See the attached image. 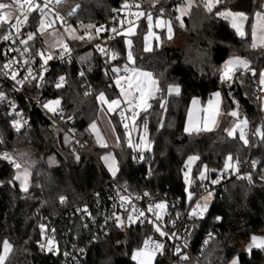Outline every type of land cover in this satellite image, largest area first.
<instances>
[{"label":"trees","instance_id":"obj_1","mask_svg":"<svg viewBox=\"0 0 264 264\" xmlns=\"http://www.w3.org/2000/svg\"><path fill=\"white\" fill-rule=\"evenodd\" d=\"M177 1L163 0L169 4L164 16L171 21L173 38L162 37L158 46L144 51L145 19L139 22L133 36L134 66L151 71L159 88L149 103L151 107L140 114V121L147 126L150 144L140 166L132 164L133 152L123 142L118 116L113 115L112 119L122 142L119 147L98 146L89 129L98 117V94L104 92L108 97L116 94V90L109 87L107 74L102 72L100 59L93 54L86 59L78 56L70 62L52 64L45 87L33 92L39 98L59 100L64 114L70 118L77 141H64L62 129L24 99L21 106L30 127L19 132L12 130L9 117L0 109V150L12 154L30 171L29 187L23 191L13 178L14 168L0 159V244L8 240L12 245L6 264H61L60 253L47 255L38 246L50 223L55 224L60 233L64 230L72 240L74 235H79L81 241H89L90 234L82 230L78 214L70 212L83 201H90L92 193L107 182L108 173L100 161L106 152H114L119 166L116 179L130 190L163 192L181 200L185 199L188 189L195 192L207 185L214 174L224 168L227 155L232 157L231 161L247 159V144L237 137H228L226 128L231 120L228 112L234 107L235 99L239 117L247 122V128L261 124L264 132V111H259L256 85L249 75L238 72L236 79L241 76L243 84L236 82L237 90L231 98L219 83V72L223 63L233 56L245 58L256 70L264 66V50L251 47L250 37L251 17L260 7V0H249L247 7L240 5V0H222L211 13L194 2L182 20L177 19L176 7L170 8ZM119 2L62 0V6L75 8L76 18L83 25H95L107 22L110 7ZM148 8L146 0L143 12ZM227 9L247 12L244 37L236 33L228 20L216 14ZM178 40L181 43L177 45ZM107 46L120 55L110 69H120L125 63L122 37L113 38ZM61 75L65 84L57 87L56 79ZM83 82L87 85L82 86ZM169 85L179 86V94L168 95ZM87 87L91 88L89 93L85 92ZM217 90L223 95L225 113L218 127L208 132L185 133L183 123L191 98L199 97L204 102ZM190 156L198 159L192 167L187 188L183 171ZM49 157L55 164L48 162ZM250 159L256 163V173L248 181H226L224 190L212 200L209 217L197 225L190 237L195 248L204 231L211 228L213 237L204 256L210 257L212 264H229L235 257H238L237 264H264V247L253 246L252 240L253 237L264 238V136L261 140L257 136L253 139ZM203 168L206 173L201 179ZM61 197H64L63 202ZM41 225H44L43 230ZM142 235L139 227L114 229L85 246L80 264H135L130 254L140 246ZM243 241L250 244L247 253L239 247Z\"/></svg>","mask_w":264,"mask_h":264},{"label":"built area","instance_id":"obj_2","mask_svg":"<svg viewBox=\"0 0 264 264\" xmlns=\"http://www.w3.org/2000/svg\"><path fill=\"white\" fill-rule=\"evenodd\" d=\"M145 1L120 0L116 6L110 7V17L107 22L88 27L89 25H83L76 18L77 11L75 8H63L62 0H60V3H56V0H33L32 7L39 5L40 9L43 10L37 9L29 12L26 21L22 13L28 8V5L21 8L13 3V0H0V3L11 5L10 8L3 10L11 16L10 23L0 25V92L5 94L4 98L0 99V109L9 117L8 122L12 130L19 132L30 127L29 118L25 115L21 106V100L24 99L40 109L53 124L68 134L72 141H77L76 133L70 125V118L64 114L60 105H54L57 108L55 112L44 107L49 101H56L57 99L52 97L39 98L33 92L45 87L46 78L52 64L70 62L78 57L84 49H90L91 54L100 59L102 72L107 74L109 78V87L115 90L121 86L126 88L125 79L121 80L120 86L116 83L121 77L125 78L126 71L121 69L112 71L110 69L111 63L119 60L120 55L109 49L107 43L123 34V30L129 26L128 21H132L133 25L139 24L141 20L147 18L148 14L151 16H164V12L169 6V4L163 3V0H148L149 8L147 12H143L142 5ZM125 2L129 5L138 4L139 8H124ZM180 2H183V0L177 1V3ZM194 2L203 6L202 0H194ZM23 3L24 0H21V4ZM177 3H172L170 8H175ZM45 4H47L46 8L44 7ZM140 12L145 13V15H132V13L138 14ZM17 17H19V20H17ZM42 20L45 21V30L41 33ZM122 21L123 24H121ZM11 24H16L17 27H11ZM101 26L104 30L97 33L96 30ZM17 28L19 31H17ZM113 28L117 29L120 34L113 32ZM51 29H71V36L70 38L66 37L63 42H57L56 40L45 42L44 34ZM29 35H33V39L29 40ZM5 36L8 39H4ZM80 37H83V39ZM22 41H26V43H22ZM65 45H67V48H65ZM100 48H103L104 51H100ZM262 48L264 50V47ZM49 56L51 59H48ZM45 60H47V63H45ZM6 64H10V67L5 68L4 65ZM260 69L261 67L256 70L249 64L247 69L241 68L239 71L236 69L234 73L230 74V78L225 80L222 78L224 73V67L222 66L219 72V83L225 88L229 97L233 98L232 96L237 90V73L249 75L256 85L255 93L260 99ZM13 74H15V79L12 78ZM61 77L64 78L61 75L56 79V85L60 82ZM64 84L65 78L62 85ZM86 85V82L82 83V86ZM90 89V87H87L85 92L89 93ZM128 109V106L122 104L119 108L118 119L121 124H128L127 130H129L130 137L126 140V143L130 144L129 141H131L132 164L140 166L145 151H141V148L137 147L139 137L136 136L135 131L136 122L140 120L143 109H136L139 114L135 117V125H133L132 113ZM121 111L128 119L122 118ZM16 120H19L22 125L19 130L13 126V121ZM140 127L144 129V124ZM255 129L256 125H252L246 130V144L249 147L247 159L245 161H231L232 167L226 168L224 166V168L218 170L207 185L199 187L195 192L188 189L184 200L169 197L163 192H152L147 189L132 191L125 183L118 182L116 175L108 173L107 182L101 189L92 193L91 200L83 201L70 212L71 215L73 213L78 214L80 223H82V230L90 234L89 241H81L79 235H74L72 240L64 230H60V233L57 226L50 223L38 242L40 251L51 256L60 253L61 264H80L85 246L91 241L109 234L114 229L125 230L131 227H139L143 235L138 248H144L145 241H149L150 248H154L155 244L163 245L162 249L155 250V264H212L211 258L204 256L208 242L213 237L211 228L204 231L195 248L191 245L190 237L192 232L209 217L212 200L216 194L224 190L226 181L230 179L248 181L256 173V163L250 159L253 139L256 137ZM3 153H8L12 161L19 164L12 154L0 150V159L6 161L9 166L15 168L12 161L2 158ZM228 157L229 155H227ZM213 181L217 182L213 183ZM121 197L125 199L122 200ZM160 203H164L166 208H155V205ZM205 203L207 209L200 214ZM197 204L201 205V209L197 210L198 214L192 215L191 213L193 209H196ZM150 206L152 211H149ZM140 213H143V215H140ZM158 215L160 216L159 219H157ZM117 217H119V221H117ZM157 226H159L160 231L156 230ZM161 232L166 233V235H161ZM49 241H52L51 245H49ZM61 243L63 247H61ZM41 245H44V247L42 248ZM49 247L52 248V251H49ZM177 248L180 249L179 252H177Z\"/></svg>","mask_w":264,"mask_h":264},{"label":"snow or ice","instance_id":"obj_3","mask_svg":"<svg viewBox=\"0 0 264 264\" xmlns=\"http://www.w3.org/2000/svg\"><path fill=\"white\" fill-rule=\"evenodd\" d=\"M193 2L194 0H186V4H185V8L183 9V13L182 14H186L187 11L189 9H191V7L193 6ZM203 2V6L204 8L211 13L213 11V9L216 7L217 4L221 3L222 0H202ZM13 3H15L16 5H19L21 8L24 7V5H28V8L22 13L24 20H27L28 17V13L33 11V10H43L40 9L39 5H36L35 7H32L33 5V0H24V3L21 4V0H13ZM56 3H60V0H56ZM11 5L9 4H4V3H0V25H3L4 23H10L11 21V16L3 11L4 9L10 8ZM44 7H47V4L44 5ZM124 8H130V7H137L139 8L138 4H134V5H129L127 2H125V4L123 5ZM71 14V13H70ZM218 16L223 17L224 19H230L231 23H232V27L236 30V32L238 33V35H240L241 37L245 36V32L243 30V22L248 20V17L243 13V12H237V13H233L230 10L228 11H223V12H217L216 13ZM58 15V14H57ZM132 15H138V16H144L145 13L140 12V13H132ZM256 23H254L252 25V45L251 47L253 48H257V47H264V11H260L257 12L256 14ZM147 19L149 22V27L151 28L152 26V17L150 14L147 15ZM177 19H181V17H177ZM17 20H19V17H17ZM44 24L45 21H41V25H40V32L42 33L45 29H44ZM121 24H123V21L121 22ZM129 27L127 32L130 34H134V29L132 27V21H128ZM167 26V30L169 32V34H171L172 32V28H171V21H162V20H157L156 21V26L157 27H161V26ZM11 27L16 28V24H11ZM88 27H94L93 25H89ZM104 30L103 27L101 26V28H98L96 31L97 33H99L100 31ZM17 31H19V29L17 28ZM113 32H117V29L113 28L112 29ZM117 34H120L119 32H117ZM149 35H154L153 33H149ZM81 39H83V37H80ZM91 38V37H89ZM169 39H171V35H169L168 37ZM4 39H8L7 36L4 37ZM29 40L33 39V35H29L28 37ZM158 39V37H157ZM22 43H26V41H22ZM129 46H131V41H128ZM99 48V46H97ZM65 48H67V45H65ZM146 50H150L149 48H146ZM100 51H104L103 48H100ZM42 55V53H41ZM115 58V57H113ZM48 59H51V57L49 56ZM128 59L129 61H133V57H132V53L131 51H129L128 53ZM134 62V61H133ZM45 63H47V60H45ZM5 68L10 67V64H6L4 65ZM239 67H243L245 69H247L249 67L248 61L241 59L240 57H233L231 59H229L228 61L225 62V66H224V73H223V79H229L230 78V74L234 73L236 71L237 68ZM113 71H119V69H113ZM125 71H128L127 66H125ZM133 75L131 77H128L126 80V84H127V90L121 86V95L124 97V102L127 103L129 105V111L132 113V119H133V125H135V117L139 114L136 109L140 108V109H144L146 110L147 108L151 107V105L148 103V99L152 96H154L156 91H159V88L156 87L157 85V81L155 79L152 78V73L150 72H139L136 69H132L131 70ZM261 79H260V83L264 84V72H262L260 74ZM13 79H15V74H13L12 76ZM125 78L121 77L120 79H118L116 81L117 85L120 86L121 84V80H123ZM63 80L64 78L61 77L60 78V82L57 83V87H61L63 84ZM169 91H175L178 92L179 88L178 87H169ZM138 94V95H137ZM5 96L4 93L0 92V99H3ZM215 97L219 98L220 93L217 92L214 94ZM98 99H100L101 101L108 103L104 97L103 93H100ZM193 103H197L196 100L193 101ZM121 104L120 100H112L110 103H108V110L109 111H116L117 108H119ZM209 104V108L211 111V120H212V124H215V119L214 116L216 114H218V103L216 105H213V101L209 100L208 102ZM54 105H59V100L56 101H49L48 103H46L44 105L45 108H47L49 111L55 112L57 110L56 107H54ZM115 106V107H113ZM162 107H164V105H161ZM121 116L124 119H128V117L125 116L124 112L121 111ZM232 116H237L238 113L233 111L232 113H230ZM210 117L209 116H205L204 117V127L201 128L199 127L197 124L193 123V116H192V112L191 110L189 111V124L188 126L185 127V132L188 133H193V132H200V131H210L211 128L208 126V121H209ZM243 124H246V121H242ZM13 126L17 128V130H19V128L22 126L19 120L13 121ZM94 127V126H93ZM125 129L128 128V124L125 123L124 125ZM259 131V130H258ZM262 136H264V132L260 133ZM229 135H233V132H229ZM241 139H244V142L247 143V139L244 137L243 134V130H241ZM129 143L131 144V141H129ZM147 146V145H146ZM137 147H139V145H137ZM2 158L5 160H9L12 161L11 156L8 153H3L2 154ZM198 159V157H189V161H194ZM106 162H108L109 164V168L110 170H112L113 175H115L117 168L115 167V160L114 158L111 157H105ZM231 160L232 157L229 156L228 157V163H226L225 167L226 168H230L232 167L231 164ZM14 163V166L17 169H20L21 165L18 163H15L14 161H12ZM27 170L25 169L23 173H18L14 179L16 180H20L21 181V187L23 188L24 191H27ZM186 179L188 174H185ZM204 178V173H201V179ZM190 182V181H189ZM217 181H213V183H216ZM209 195H211V193H209ZM190 198H191V194H190ZM61 202H63L64 197H61ZM122 200H124V197H121ZM155 208L157 209H164L166 208V205L164 203H160L155 205ZM201 209V205L197 204L196 209H193V212L191 213L192 215H196L197 210ZM207 209V204L205 203L203 205V209L201 210H206ZM149 211H152V207H149ZM140 215H143V213H140ZM131 219V217H129ZM160 216H157V219H159ZM117 221H119V217H117ZM44 225H41V229L43 230ZM157 231H160L159 226H157L156 228ZM161 235H166V233L161 232ZM253 246L256 247H264V238H257V237H253ZM257 240H259V242L257 243ZM49 245H51L52 241L48 242ZM41 247L43 248L44 245H41ZM163 248L162 244H155L154 248H150L149 247V241H145V247L142 249H139L133 256V259H136L139 261V264H151L152 258L154 256V252L155 250H160ZM12 251V245L10 244V242L8 240H4L2 242V244H0V264H6V261L8 259L9 254ZM49 251H52V248L49 247ZM180 249L177 248V252H179ZM186 258V257H185ZM233 264H236V262L234 261Z\"/></svg>","mask_w":264,"mask_h":264},{"label":"crops","instance_id":"obj_4","mask_svg":"<svg viewBox=\"0 0 264 264\" xmlns=\"http://www.w3.org/2000/svg\"><path fill=\"white\" fill-rule=\"evenodd\" d=\"M151 17H152V26H151V28L149 27L148 19L145 18L147 29H146V31H145V33L143 35V50L144 51H150L155 45L158 46L161 43L162 37H164L165 39L170 40L168 37H169V35H171V38H173V27H172V24H171V28H172L171 34H169L166 25L165 26H161V27H157L156 26V21L157 20H162V21L167 22V21H170L168 18H166L165 16H161V15H155V16H151ZM230 25L232 27V23H230ZM128 27H126L123 30V34L121 35V37H122V39L124 41V44H125V63L121 66L120 69L125 71V66H127V68H128V71H126L127 74L125 76V80H127L128 77H131L133 75V73L131 71L132 69H136L139 72H150V73H152L149 70L139 69V68L135 67L134 66V62H133L134 61L133 54H132L133 61H129L128 53H129V51H131V53H132L133 36L136 34L138 24H133L132 25V27L134 29V34H130V33L127 32ZM243 30L245 32V27H243ZM150 32L153 33L154 35H149ZM157 37H158V39H157ZM128 41H131V46H129ZM251 45H252V42H251ZM146 48H149L150 50H146ZM233 57H240V56H233ZM233 57L228 58L226 61H228L229 59H231ZM240 58L246 60L243 57H240ZM225 62L223 63V67L225 66ZM248 64H249V62H248ZM241 68H243V67H239V68H237V70L239 71ZM262 72H264L263 67H261L260 74ZM260 74H259V79H261ZM152 78L157 81V79L155 78L153 73H152ZM236 82L241 84V85L243 84V80H242L241 76L238 77V79H236ZM170 86L178 87L179 91H180V87L179 86H177V85H169L168 88H167V94L170 95V96L178 95L179 91L178 92H175V91L170 92L169 91V87ZM156 87H157V85H156ZM125 89L127 90V87ZM260 89H261V87H260ZM217 92L220 93L219 98L214 96V94L217 93ZM101 93L104 94V97H105V99H106V101L108 103H110L112 100H117L118 99V100L121 101L120 106L122 104H125L126 106L129 107V105L124 102V97L121 95V87L117 88L116 94L114 96H112V97H108L107 94L104 93V92H101ZM99 95L100 94H98V96H97V102H98V105H99L98 117H97V119L95 121H93L89 125V129H90L91 133L93 134L98 146L105 147L106 145H109L107 140L108 141L114 140L115 142L114 143L111 142V144L116 145L117 142L120 143L121 140H120L119 135H118V133L116 131V124L114 123V120L112 119V117H113V115L119 117V108H120V106H119V108L116 109V111H109L108 110V103H105V102L101 101L100 99H98ZM154 96H155V94H154ZM154 96H152V97H150L148 99V103H150L151 99ZM194 100H196L197 103L194 104L193 103ZM209 100L213 101V105H216L218 103V114H216L214 116V119H215V124L214 125L212 124V120H211V111H210L209 104H208ZM233 105H234V107L228 112V114L231 116V120H230V122H229V124H228V126L226 128V132H227L228 137H230V138H236L237 137L241 141L244 142V139H241V130H243L244 137L246 138L247 137V135H246L247 124H243L242 121H244V120L239 117L238 103H237V101L235 99H233ZM223 106H224L223 95H222L221 91H219V90L214 91L211 94H209L204 102H202L199 97L191 98V100L189 101L188 107H187V112H186L184 123H183V131L185 132V127L188 126V124H189V111L190 110H191L192 116H193V123H195L199 127L203 128L204 127V117L205 116H209L210 119L208 121V126L211 128L210 131L215 130L218 127V124H219V121H220L221 117L225 114ZM113 107H115V106H113ZM233 111L237 112L238 115L237 116H232L230 113H232ZM118 121H119V119H118ZM139 123H140V121L136 122V131H135V133H136V136L139 137V140H140L139 147L141 148V151L142 150L146 151L148 149L147 146H148V143H149L148 135L146 133H143V132L142 133H138L140 131ZM137 124H138V126H137ZM103 125L106 127V133L102 129ZM120 125H121L122 132H123V138H124L123 140H124V143H126V140L130 137V134H129V137H127V134H126L127 129H125L124 124L120 123ZM230 131L233 132V135H229ZM200 132H208V131H200ZM185 133H188V132H185ZM193 133H196V132H193ZM128 145L130 146V144H128ZM105 157L114 158V160L116 162L115 167L117 168V171L115 173V175H116L118 173L119 166H118L117 159L115 157L114 152L113 151L106 152V153L102 154L101 157H100V161H101L103 167L105 168V170L107 171V173L113 174L112 170H110V168H109L108 162H106V160H105ZM190 157H196V156H190ZM196 161H197V159L190 162L189 161V157H188L186 162H185V168H184V171H183V176H184L185 182L187 183V188L190 186L192 167L194 166ZM201 172H203L205 174L206 173L205 168H203L201 170ZM186 173L188 174L187 179H186V176H185Z\"/></svg>","mask_w":264,"mask_h":264},{"label":"rangeland","instance_id":"obj_5","mask_svg":"<svg viewBox=\"0 0 264 264\" xmlns=\"http://www.w3.org/2000/svg\"><path fill=\"white\" fill-rule=\"evenodd\" d=\"M249 0H240L239 1V4L240 5H242V6H248L249 5V2H248ZM185 4H186V0H183V2H180V3H177V5H176V11H177V17H181V19L180 20H182V18L188 13V11L190 10H188L187 11V13L186 14H182L183 13V9L185 8ZM193 4H194V2H193ZM228 10H230L231 12H233V13H237V12H243L246 16H247V12L246 11H240V10H233V9H227V10H224V11H228ZM260 11H264V0H260V7L259 8H256L255 9V11L253 12V14H252V17H251V23H250V37H251V42H252V25L254 24V23H256V13L257 12H260ZM228 20V22L229 23H231V20L230 19H227ZM245 22L246 21H244L243 22V27H245ZM71 29H64V30H59V29H51V30H48V31H46V33L44 34V41L45 42H48V41H50V40H56L57 42H63L64 40H65V38L67 37V38H70V34H71ZM89 34V33H88ZM173 43H175V42H173ZM181 43V40L179 41H176V43L175 44H180ZM258 48V47H257ZM91 55V50L90 49H87V50H84L83 52H81L80 54H79V57L81 58V59H86V58H88L89 56ZM263 69H264V66H263ZM261 70V69H260ZM259 87H261V89H260V93H261V95H260V99H259V97H258V103H259V106L261 107L260 109L262 110V111H264V84H261L260 83V79H259ZM140 121V120H139ZM120 122V121H119ZM142 124H144V129L142 128L141 129V127H140V131L138 132V133H146L147 135H148V130H147V126H146V124L141 120L140 121V123H139V125L141 126ZM137 126H138V124H137ZM102 129H103V131L106 133V127L103 125V127H102ZM126 134H127V137H129V130H127L126 131ZM125 134V135H126ZM63 139H64V141H68L69 139H70V137H69V135L68 134H66L65 132L63 133ZM107 142L109 143V145H106L105 147H107V146H111V147H119L120 145H122L121 143L122 142H120V143H118L117 142V144L116 145H114V144H111V142L112 143H114L115 141L114 140H112V141H108L107 140ZM124 142V141H123ZM139 142H140V140H139ZM148 148L150 147V144L148 143V146H147ZM48 162L50 163V164H55V161L51 158V157H49L48 158ZM226 163H228V160L226 161ZM20 164V163H19ZM226 165V164H225ZM27 170V173H28V175H27V189H28V187H29V182H30V171H29V169L27 168V167H25V166H21L20 167V169H17L16 167L14 168V175H13V178L18 174V173H23L24 172V170ZM17 183H18V186H19V188L21 189V190H23V188L21 187V181L20 180H16V179H14ZM24 191V190H23ZM44 229V228H43ZM247 246H248V242H246V241H243V242H241V244H240V248H241V251H243V252H246L247 253ZM140 248H134L132 251H131V254H130V258H131V260L135 263V264H139V261L138 260H136V259H133V256H134V254L139 250ZM155 259H156V252H154V256H153V258H152V261H151V264H155ZM236 262V264H237V262H238V257H235L234 259H232L230 262H229V264H233V262Z\"/></svg>","mask_w":264,"mask_h":264},{"label":"water","instance_id":"obj_6","mask_svg":"<svg viewBox=\"0 0 264 264\" xmlns=\"http://www.w3.org/2000/svg\"><path fill=\"white\" fill-rule=\"evenodd\" d=\"M147 109H148V108H147ZM147 109H146V110H147ZM258 130H259V131H258ZM261 132H263V130H262V125L259 124V125H257V127H256V129H255V134H256L258 140H261V139L263 138V136L260 134ZM249 249H250V244H248V246H247V250H249Z\"/></svg>","mask_w":264,"mask_h":264}]
</instances>
